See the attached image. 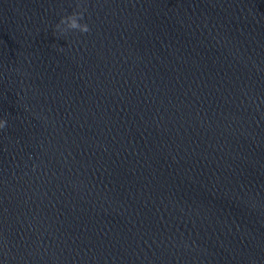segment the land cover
<instances>
[{"label": "water", "instance_id": "water-1", "mask_svg": "<svg viewBox=\"0 0 264 264\" xmlns=\"http://www.w3.org/2000/svg\"><path fill=\"white\" fill-rule=\"evenodd\" d=\"M5 120L0 264H264V0H0Z\"/></svg>", "mask_w": 264, "mask_h": 264}, {"label": "clouds", "instance_id": "clouds-1", "mask_svg": "<svg viewBox=\"0 0 264 264\" xmlns=\"http://www.w3.org/2000/svg\"><path fill=\"white\" fill-rule=\"evenodd\" d=\"M77 11H74L71 15L62 17L60 22L55 26V31L61 35H66L68 32L76 31L81 34H88L91 32V28L87 23H81L85 19L86 9L80 8L77 4ZM7 127V121H0V130Z\"/></svg>", "mask_w": 264, "mask_h": 264}]
</instances>
